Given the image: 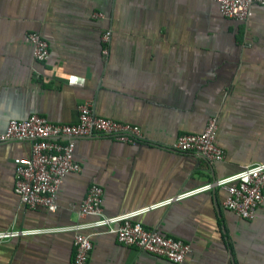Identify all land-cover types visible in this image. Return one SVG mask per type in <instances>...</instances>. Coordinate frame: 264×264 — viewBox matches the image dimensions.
Wrapping results in <instances>:
<instances>
[{"label":"crops","instance_id":"obj_1","mask_svg":"<svg viewBox=\"0 0 264 264\" xmlns=\"http://www.w3.org/2000/svg\"><path fill=\"white\" fill-rule=\"evenodd\" d=\"M29 31L47 41L46 60L33 58ZM84 102L97 115L138 125L142 140L76 138L80 170L64 175L54 211L23 206L13 189L14 159L28 156L31 142L0 143V229H40L0 241V264H69L75 233L54 228L94 219L78 215L91 182L103 189V213L117 215L264 162V5H252L242 23L214 0H0V132L32 113L73 122ZM210 116L223 159L171 148ZM225 195L213 187L135 217L189 243L183 261L98 228L82 230L99 231L88 264H264V199L244 219L223 207Z\"/></svg>","mask_w":264,"mask_h":264},{"label":"built area","instance_id":"obj_2","mask_svg":"<svg viewBox=\"0 0 264 264\" xmlns=\"http://www.w3.org/2000/svg\"><path fill=\"white\" fill-rule=\"evenodd\" d=\"M220 13L226 17L246 23L252 13V5H264V0H214ZM100 13H93L98 16ZM27 37L32 44V56L36 61H44L49 55L47 41L37 31H29ZM103 53H107L110 31L101 34ZM217 119L208 117L202 131L181 133L171 148L181 152H191L213 163L223 159L224 152L215 143ZM108 136L119 141L134 143L142 140L140 128L97 115L89 102L78 107L76 120L69 123L51 122L44 116L32 113L23 119H9L0 132V143L12 140H29L30 154L14 159L13 189L19 202L26 207H45L50 211L57 208L56 194L64 175L79 171L80 165L73 158L74 141L78 137ZM213 187L222 188L226 195L223 207L237 216L251 219L255 208L264 199V162L243 165L238 171L215 178L202 186L181 192L175 197L164 199L147 207L117 215H105L102 210V187L91 182L82 198L78 215L94 216L91 221L55 227L74 231V253L69 264H88L92 248V236L99 231L83 232L84 229L102 228V232L113 233L116 240L124 245H132L140 250L154 253L179 263L192 251L191 245L181 239L160 234L155 229L145 228L135 217L151 207L167 204L192 193ZM40 229H0V241L11 237L38 232Z\"/></svg>","mask_w":264,"mask_h":264}]
</instances>
